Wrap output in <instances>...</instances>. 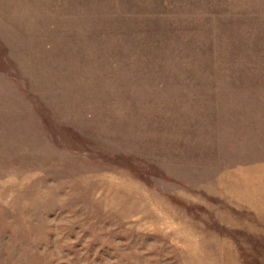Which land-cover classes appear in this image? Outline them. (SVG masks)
Returning a JSON list of instances; mask_svg holds the SVG:
<instances>
[{
    "label": "rangeland",
    "instance_id": "1",
    "mask_svg": "<svg viewBox=\"0 0 264 264\" xmlns=\"http://www.w3.org/2000/svg\"><path fill=\"white\" fill-rule=\"evenodd\" d=\"M0 264H264V0H0Z\"/></svg>",
    "mask_w": 264,
    "mask_h": 264
}]
</instances>
